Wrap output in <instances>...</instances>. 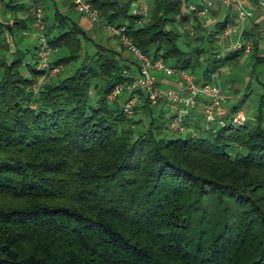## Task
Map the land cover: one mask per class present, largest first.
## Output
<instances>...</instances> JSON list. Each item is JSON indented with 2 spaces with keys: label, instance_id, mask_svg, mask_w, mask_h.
Wrapping results in <instances>:
<instances>
[{
  "label": "trees",
  "instance_id": "1",
  "mask_svg": "<svg viewBox=\"0 0 264 264\" xmlns=\"http://www.w3.org/2000/svg\"><path fill=\"white\" fill-rule=\"evenodd\" d=\"M91 1L150 55L199 66V82L245 51L215 44L236 12L208 26L190 0H152L139 21L134 0ZM34 3L49 42L66 49L51 63L75 62L61 76L39 65L37 42L15 38ZM7 4L28 15L0 17V264H264V91L242 123L231 115L244 98L232 100L226 123L206 127L186 113L189 128L177 132L169 106L141 90L139 116H129L124 97L108 98L136 74L125 47L94 39L58 6L49 14V0ZM192 18L201 41L180 28ZM253 41L254 67L264 55Z\"/></svg>",
  "mask_w": 264,
  "mask_h": 264
},
{
  "label": "built area",
  "instance_id": "2",
  "mask_svg": "<svg viewBox=\"0 0 264 264\" xmlns=\"http://www.w3.org/2000/svg\"><path fill=\"white\" fill-rule=\"evenodd\" d=\"M32 1V0H31ZM75 7L86 14L89 18L104 25L111 33H116L122 39L124 47L135 55L137 62L134 64L136 74L132 81H119L108 93V98L113 99L122 91H127L126 99L122 102V107L126 113H132L136 102L140 96V90L148 97L151 104L156 105L165 102L170 109L169 124L175 131H186L189 125L185 122L186 113L192 107H199L203 111L206 127H214L217 122L226 123L223 115V104L227 101V92L216 82L196 80L193 72L176 67L167 63L162 56H153L144 51L133 39L125 32L124 26H117L103 19L100 8L91 0H73ZM227 4L234 5L236 15L234 21H228L220 33L221 39L229 40L236 31L237 24L242 23L254 14V7H247L243 4L244 0H224ZM253 1L254 6L264 11V0ZM213 4V0H190L189 8L197 16L203 15ZM133 12L140 15L139 21L144 20L149 12L150 5L147 0H135L133 2ZM34 14L30 28L37 37V55L39 65L48 69L49 75H54L62 69V63L52 64L54 51L58 49L48 40L46 34V21L44 19V9L41 3L32 5ZM184 27L190 35L196 30L194 18L184 22ZM244 48L251 51L254 48V41L251 38H235L230 40L224 49ZM164 70L166 74L177 72L181 86L162 85L155 70ZM39 82V80L37 81ZM36 82L37 87L39 84ZM35 84V83H34ZM33 84V85H34ZM34 88L36 86L34 85ZM37 89V88H36ZM228 111V110H227ZM247 117L242 107L236 109L231 115V121L242 123Z\"/></svg>",
  "mask_w": 264,
  "mask_h": 264
},
{
  "label": "rangeland",
  "instance_id": "3",
  "mask_svg": "<svg viewBox=\"0 0 264 264\" xmlns=\"http://www.w3.org/2000/svg\"><path fill=\"white\" fill-rule=\"evenodd\" d=\"M147 1H148L149 5L151 6L152 1L151 0H147ZM70 13L74 18L78 19L81 22V24L87 29L89 35L93 36L94 39L104 43L105 45H113L117 48L123 49L124 45L122 43V39L120 38V36L118 34L109 32L108 30L105 29L103 24L92 20L88 16H84L82 14V12L79 11L77 8L76 9L73 8L70 11ZM49 14H51V13L49 12ZM199 18L204 23L205 21H208V20L215 18V14L212 12V10L208 9L207 11L204 12L203 15H200ZM180 28L186 29L184 27V23L180 24ZM199 32H200V29H196L194 34H197ZM251 34H252V36L248 37V38L254 39V37H255V38H258V41H259V37L262 36L261 29H258L256 32L255 31L251 32ZM82 40L86 46H88L90 48L95 47V44L92 41V39L85 40L83 38ZM189 40L201 41V39H194L193 35L190 36ZM230 40L231 39L222 40V42H221V41L216 39L215 44L220 46V47L222 46V49H224V46L227 45V43H229ZM232 40H235V38H232ZM65 50L66 49L64 47H60L56 51H54L53 56L56 53L65 52ZM123 52H124V55L126 57V60L129 63V65H130V67L133 68L134 64H135L133 59H136L135 55L132 54L130 51H128L126 48L123 49ZM74 63L75 62H72L71 64L70 63H62V66H63L62 69L60 71H57L56 73H54V75H52V76H56V75L61 76L65 73H68L71 70V67L74 66ZM253 65H254V54L252 53V51H244V52L240 53L236 58L228 60L225 63H223L220 66V69L216 72V74H215L216 76L213 79V82H216L219 85H221L222 88L226 92H228V93H231L232 91L236 92V95H237V97L235 98L236 100L244 98L242 101L241 107L244 109L245 113H247V114L248 113L254 114L257 111L259 95L261 92L264 91V85H263V82H261V80H264V64L258 63L254 67H253ZM194 68H195V70H191V68H189L187 70L193 72L195 77L196 76L199 77L201 74L200 67L195 66ZM256 70L259 71L258 77L256 76L257 75ZM155 72L158 75V78L160 80H164L167 82H170V80H172V79L179 78V75L177 72H173L172 74H166V72L163 69L162 70H155ZM37 81L38 80H36V82ZM40 81H41V78H39V82H37V83L40 84ZM36 82H33V84L35 83L34 85L38 89ZM34 85H33V88H34ZM248 86H250V87H248ZM36 88H34L35 91H37ZM92 92H94V88L92 89ZM126 92L127 91H122L120 93L122 95V97L119 96V94H118L115 98L123 99V97H124V100H125L126 96H127ZM138 101H140V97H139ZM132 111L133 112L131 114L130 113L128 114L124 110V112L129 116H134V117L139 116V114H138L139 110L137 111V109L135 107ZM142 122L145 123V119H143Z\"/></svg>",
  "mask_w": 264,
  "mask_h": 264
},
{
  "label": "crops",
  "instance_id": "4",
  "mask_svg": "<svg viewBox=\"0 0 264 264\" xmlns=\"http://www.w3.org/2000/svg\"><path fill=\"white\" fill-rule=\"evenodd\" d=\"M7 1L9 0H0V17L4 19H13L12 17L20 16V17H26L28 15V11L25 8H19L16 7L15 9L12 8V6L7 4ZM152 1V0H151ZM73 0H49V6L48 10L51 14L53 12V9L55 7H59L62 11L70 13V11L75 8V4L73 3ZM152 4V2H151ZM243 4L245 6L249 7H254V14L252 17L247 18L245 21L242 23L237 24L236 31H234L232 38H242L243 39V32L245 29L250 30V32H256L258 29H261L262 36L259 37V52L260 54L264 55V11L255 7L253 1H247L244 0ZM151 8V6H150ZM210 10L216 9L217 13L215 14V18L205 21L204 24H207L208 26H211V22L216 19L217 16L219 15H224L227 12L231 11L233 13L236 12L235 6L227 4L224 0H213V4L208 8ZM71 14V13H70ZM84 16V13H82ZM29 23V27H22L15 33V38L20 43L21 45H30L34 46L35 43L37 42V37L35 33L30 28L31 25V19L27 20ZM106 29V28H105ZM107 30V29H106ZM109 34V33H108ZM252 36V34H250ZM231 38V39H232ZM223 39H219V41L222 42ZM13 41V40H12ZM11 46L14 47L15 43L12 42ZM160 84L166 86V85H174V86H181V82L179 78L177 79H172L170 82L160 80ZM237 97L236 92H227V101L223 104V110L224 113L221 115H224L227 110L229 109L230 104L232 103V100ZM165 106H167L165 104ZM187 117L190 119L192 122H199V124H204V116H203V111L201 110V106L199 107H193L190 108L187 112Z\"/></svg>",
  "mask_w": 264,
  "mask_h": 264
}]
</instances>
